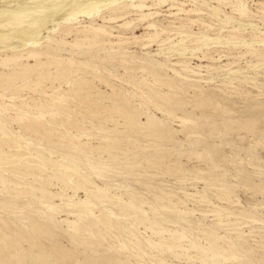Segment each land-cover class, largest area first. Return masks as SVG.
<instances>
[{
	"label": "rangeland",
	"instance_id": "rangeland-1",
	"mask_svg": "<svg viewBox=\"0 0 264 264\" xmlns=\"http://www.w3.org/2000/svg\"><path fill=\"white\" fill-rule=\"evenodd\" d=\"M0 64V264H264V0H0Z\"/></svg>",
	"mask_w": 264,
	"mask_h": 264
},
{
	"label": "bare ground",
	"instance_id": "bare-ground-1",
	"mask_svg": "<svg viewBox=\"0 0 264 264\" xmlns=\"http://www.w3.org/2000/svg\"><path fill=\"white\" fill-rule=\"evenodd\" d=\"M219 1V0H218ZM142 2V1H141ZM130 5V4H129ZM128 5V6H129ZM132 6H133V3H132ZM139 6V5H138ZM134 7V6H133ZM133 7H131L132 9H133ZM146 7V5H144L143 3L140 5V7H138V8H141L140 9V12H141V17L144 19L145 17H149L150 15H153V13L152 12H144V9L143 8H145ZM140 19V18H139ZM148 19H150V18H148ZM127 22V21H126ZM7 25V24H6ZM7 26H9V24L7 25ZM148 26L150 27V28H152L151 26H152V24L151 23H149L148 24ZM147 28V27H146ZM99 30V29H98ZM103 30V29H102ZM157 34V33H156ZM152 36V35H151ZM150 37V36H149ZM149 41V40H148ZM1 61H5V60H1ZM1 65V64H0ZM41 80V79H40ZM39 81V80H38ZM32 82V81H31ZM25 85V84H24ZM0 132H6V130L2 127V126H0ZM2 133V134H3ZM5 134V133H4ZM6 140H9V139H6ZM10 144H12L13 146H15L16 148H20V147H22L19 143H17L16 141L15 142H11ZM14 147V148H15ZM19 150V149H18ZM24 150V149H23ZM34 153V152H33ZM1 154L2 155H4L2 152H1ZM9 154V153H8ZM17 154H20L22 157H24V158H26L27 160H34L35 158L34 157H32L26 150L24 151V153H17ZM6 155V154H5ZM11 155H13V154H11ZM41 159L42 160H45V161H48V160H46V158L44 157V156H42L41 155ZM48 162H50V163H53V164H58V166L60 165V166H62V167H64V168H66L67 170L69 169V171H71V172H73V173H75L76 172V170H74L71 166H68L67 164H65V163H57V162H52V161H48ZM85 176V175H84ZM57 178V177H56ZM87 178H89V177H87ZM60 181H62V182H67V183H71V181L69 180V179H67V178H65V177H63V176H60L59 178H58ZM58 181V180H57ZM90 184H92V186H95V187H97V188H99L96 184H95V182H91ZM89 184V185H90ZM99 190V189H98ZM101 190V189H100Z\"/></svg>",
	"mask_w": 264,
	"mask_h": 264
}]
</instances>
